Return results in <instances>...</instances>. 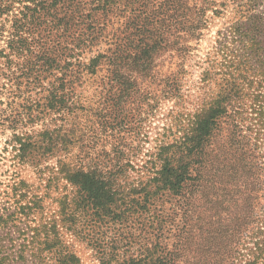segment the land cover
<instances>
[{"label": "trees", "instance_id": "trees-1", "mask_svg": "<svg viewBox=\"0 0 264 264\" xmlns=\"http://www.w3.org/2000/svg\"><path fill=\"white\" fill-rule=\"evenodd\" d=\"M213 5L0 0V98H13L0 102L9 110L0 108V129L10 130L5 144L14 166L32 168L37 179L47 174L45 194L17 173L0 191L7 203L0 208V264H29L28 257L48 264L49 253L54 264H80L60 224L83 230L100 264H264V0H230V25L218 41L222 69L201 77L215 80L205 97L212 99L190 113L173 112L170 141L159 140L137 168L119 137L139 124L140 101L150 93L180 98L179 70L189 42L206 28L207 11L218 16ZM89 79L96 83L91 108L73 99ZM90 116L117 136L113 149L95 158L85 144L94 135L80 125ZM38 123L41 129H26ZM61 181L70 191L56 198L58 218L46 219L42 198ZM229 198L230 230L211 215ZM168 209L177 217L170 246L163 237ZM145 215L150 246L121 258L101 248L99 229L127 231Z\"/></svg>", "mask_w": 264, "mask_h": 264}, {"label": "rangeland", "instance_id": "rangeland-1", "mask_svg": "<svg viewBox=\"0 0 264 264\" xmlns=\"http://www.w3.org/2000/svg\"><path fill=\"white\" fill-rule=\"evenodd\" d=\"M214 9H218L220 12L218 16L212 13L211 9L207 11V16L209 17L206 28L203 29V34L198 40H193L189 42L192 46V50L186 56L183 66L180 68L178 75L179 80V97L180 98H166L162 96L160 91H155L150 93L148 98H144L140 101V107L138 108L137 114L139 117V124L135 120L134 125L129 129L128 132L123 131L119 134V137H123L121 140L123 151L127 156L130 157L132 163L135 164L137 168H140L145 160L150 158L149 153L154 150L156 143L159 140L170 141L173 138V132L175 133L176 124L173 118V112L179 111L182 113H190L196 108H200L207 104L212 98H205L207 94L215 90L214 82L215 80H209L202 82L201 77L205 69L210 71V75L219 72L222 69L221 61L222 54L218 49V41L221 42L223 39V34L226 31V27L230 25V0H213ZM224 2L226 5H220ZM175 64V63H174ZM179 69V67H178ZM217 79L219 75L215 74ZM95 80L89 79L82 86L77 89V96L73 98L77 100L80 104L87 108L90 103H93L94 96L93 92L95 89ZM142 91L152 92L154 89L152 87H141ZM13 98H0L1 103L10 104ZM35 99V98H31ZM0 108H6L3 104H0ZM9 111V110H8ZM183 119V118H182ZM181 119V120H182ZM184 121V120H183ZM80 125L88 130V135L93 134L92 138H85V144L87 145V150L90 156H95L101 151H109L115 146L117 136L114 135L110 130L104 132L100 129L98 122L94 117L90 116L88 120L81 118ZM42 128V124L38 123L32 128L28 126L26 129L38 130ZM136 129L137 133H136ZM0 129V191L7 188V184L11 183L10 179L16 175L21 178L26 179L33 188H37L38 194H45L44 184L47 178V174L43 175V178H38L34 173L32 168L21 166H14V161L10 152V146L5 144L6 139L10 136V130L1 131ZM167 131V132H166ZM164 133V136L161 134ZM118 142V140H117ZM54 159L50 160V164ZM216 171L219 169L215 168ZM218 171L217 173H219ZM135 175V173H134ZM37 176V177H36ZM44 179V180H43ZM216 185H223L225 183L221 179ZM64 182L58 183V188H51L45 196L42 198V216L46 219H51L52 217L58 218L57 213V202L56 198L59 197L60 192H68L70 190L64 191ZM223 203V202H221ZM3 204H7L3 194L0 192V208ZM226 207L224 208V205ZM225 204L220 205L216 210H212V219H214V224L218 227L226 228L230 230V198L226 200ZM38 217L40 216L37 215ZM148 216L139 218L138 221L127 223V231L125 228H120L113 226L110 229H99V236H101V248H104L106 252H115L117 258H121L123 255L139 254L144 245L152 242V233L149 234V224L146 226L143 223L148 221ZM164 219H167L166 227L163 230V237L167 246L171 245V237L176 232V227L174 222L177 221V217L173 214L170 209H168L165 215H162ZM170 223V224H169ZM142 224V225H141ZM141 226V227H140ZM59 232L63 240L64 245L75 253L80 260V264H100L98 253L96 249L90 245L87 239L83 238V230L72 231L66 225L60 224ZM90 236L94 234V231H90ZM155 233V231H154ZM126 235H129L128 237ZM85 236V235H84ZM131 242V247L125 249ZM7 249L10 251H15L16 247H10L8 245ZM114 249V251H111ZM128 250V253L125 252ZM28 263H30V257L27 258ZM48 264H54L53 255L47 254ZM16 264V263H11ZM111 264H117L112 262Z\"/></svg>", "mask_w": 264, "mask_h": 264}]
</instances>
